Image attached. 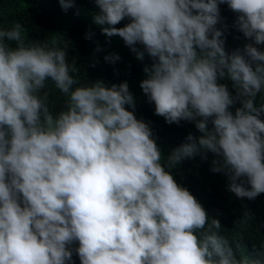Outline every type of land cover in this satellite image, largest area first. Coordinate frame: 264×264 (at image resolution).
<instances>
[{"label": "clouds", "instance_id": "9594fccd", "mask_svg": "<svg viewBox=\"0 0 264 264\" xmlns=\"http://www.w3.org/2000/svg\"><path fill=\"white\" fill-rule=\"evenodd\" d=\"M221 2L95 0L93 19L138 57L137 42L157 58L140 81L155 113L194 120L202 133L188 134L166 157L168 168L211 150L222 157L212 171L230 173L229 190L254 198L264 192V103H255L264 91V49L256 47L264 0H226L254 41L230 53L213 28ZM126 16L129 23L113 26ZM21 28H0V264H71L74 240L81 264H264V243L257 257L238 258L219 219L165 169L148 124L125 107H134L127 81L73 87L65 50L26 43ZM225 76L235 95L217 82ZM48 79L69 97L55 118L37 94Z\"/></svg>", "mask_w": 264, "mask_h": 264}, {"label": "trees", "instance_id": "16d2710c", "mask_svg": "<svg viewBox=\"0 0 264 264\" xmlns=\"http://www.w3.org/2000/svg\"><path fill=\"white\" fill-rule=\"evenodd\" d=\"M218 8L219 18L213 28L221 29V38L227 52L237 48L243 51L247 43H254L236 26L238 13L227 5L226 0L218 3ZM98 12L95 0H73L67 10L62 8L59 0H0V28H10L19 23L26 43L38 41L49 47L63 48L70 74L76 80L73 87L95 81H101L106 86L127 81L134 98V107L127 104L125 107L148 124L160 149L161 163L165 169L171 172L179 185L186 187L194 195L209 218L219 219L222 225L219 232L232 243L238 258L245 255L257 257L262 251L261 244L264 243V192L254 198L237 197L228 188L230 173L223 167L212 171L214 163L222 162V157L211 150L201 148L191 157L183 158L168 168L166 157L186 142L188 134L199 137L202 133L196 128L194 120L167 122L163 115L155 113V103L143 92L140 81L149 75L145 67L151 69L157 58L144 51L143 44L137 42L135 49L143 53L142 57H138L133 46L126 44L119 34L109 36L102 32L101 29L108 25L95 23L93 17ZM130 20L126 16L113 26L122 27ZM88 32L92 33L90 37H86ZM8 43L9 46H15V42ZM256 47L264 49V43L257 44ZM109 53L118 54L119 59L114 62L105 60V55ZM73 67L76 69L74 72L71 71ZM217 82L227 84L230 93L236 94V89L227 76L218 77ZM37 94L46 96L49 111L54 118L65 110L69 99L68 94L61 92L50 79L45 81ZM255 103H264V91L257 94ZM241 106V100H237L229 109L235 113V109ZM261 118L264 119V113ZM208 127H212L211 117ZM245 186L250 187L248 184ZM237 241L240 244L238 249L235 246ZM78 243L74 240L67 245L73 250L71 264H81L75 251Z\"/></svg>", "mask_w": 264, "mask_h": 264}]
</instances>
